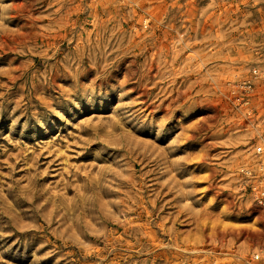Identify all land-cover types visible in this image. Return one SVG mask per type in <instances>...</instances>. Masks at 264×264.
Here are the masks:
<instances>
[{
    "label": "rangeland",
    "instance_id": "1",
    "mask_svg": "<svg viewBox=\"0 0 264 264\" xmlns=\"http://www.w3.org/2000/svg\"><path fill=\"white\" fill-rule=\"evenodd\" d=\"M0 264H264V0H0Z\"/></svg>",
    "mask_w": 264,
    "mask_h": 264
},
{
    "label": "built area",
    "instance_id": "2",
    "mask_svg": "<svg viewBox=\"0 0 264 264\" xmlns=\"http://www.w3.org/2000/svg\"><path fill=\"white\" fill-rule=\"evenodd\" d=\"M243 88L245 89L246 92L251 91L252 90V83L250 82H245V84H243ZM262 150H260V148L258 149V152H261ZM259 257H256V259Z\"/></svg>",
    "mask_w": 264,
    "mask_h": 264
},
{
    "label": "bare ground",
    "instance_id": "3",
    "mask_svg": "<svg viewBox=\"0 0 264 264\" xmlns=\"http://www.w3.org/2000/svg\"><path fill=\"white\" fill-rule=\"evenodd\" d=\"M146 20V19H145ZM260 150H262L261 148H260Z\"/></svg>",
    "mask_w": 264,
    "mask_h": 264
}]
</instances>
